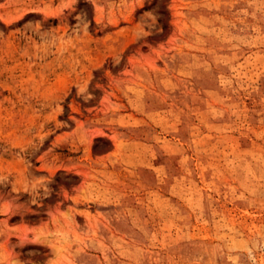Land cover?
<instances>
[{
  "label": "rangeland",
  "instance_id": "1",
  "mask_svg": "<svg viewBox=\"0 0 264 264\" xmlns=\"http://www.w3.org/2000/svg\"><path fill=\"white\" fill-rule=\"evenodd\" d=\"M0 264H264V0H0Z\"/></svg>",
  "mask_w": 264,
  "mask_h": 264
}]
</instances>
